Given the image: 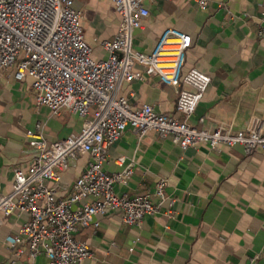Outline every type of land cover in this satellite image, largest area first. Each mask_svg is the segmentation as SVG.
Masks as SVG:
<instances>
[{
    "label": "crops",
    "instance_id": "crops-1",
    "mask_svg": "<svg viewBox=\"0 0 264 264\" xmlns=\"http://www.w3.org/2000/svg\"><path fill=\"white\" fill-rule=\"evenodd\" d=\"M145 4L150 14L134 32L133 48L151 53L166 29L181 30L193 41L183 76L197 69L211 78L188 119L191 126L239 131L252 119L264 122V37L259 36L264 0H210L206 10L195 0ZM75 8L93 55L107 58L100 44L115 38L121 21L111 0H76ZM183 88L150 76L124 83L119 94L133 109L151 105L158 113L185 121L177 110ZM83 122L68 109L55 114L39 105L31 77L19 81L15 68L0 71V192H11L15 169L33 165L36 151L30 134L38 124L43 138L54 143L80 133ZM90 161L89 155H81L62 173L59 198L70 194ZM130 163L134 173L126 185L115 187L116 193L149 194L160 178H166L174 217L164 214L167 205L161 214L146 217L141 227L125 224L117 212L96 217L98 227H83L75 236L93 253L82 264H250L253 259L264 264V149L248 154L241 146L182 150L155 131L139 137L129 128L109 148L104 169L118 173ZM28 220L27 214L0 216V264L32 263L27 254L16 255L9 243ZM47 262L45 256L36 260Z\"/></svg>",
    "mask_w": 264,
    "mask_h": 264
},
{
    "label": "built area",
    "instance_id": "built-area-1",
    "mask_svg": "<svg viewBox=\"0 0 264 264\" xmlns=\"http://www.w3.org/2000/svg\"><path fill=\"white\" fill-rule=\"evenodd\" d=\"M146 1L111 0L121 21L115 38L100 44L107 58L98 59L86 40L76 0H0V71L15 68L19 81L31 77L39 105L55 114L68 109L84 121L80 133L54 143L43 138L38 124L30 134V145L36 151L33 165L15 169L11 192H0V216H29L9 243L16 255L27 254L31 264L40 256L48 259L45 264H82L92 258L89 245L75 236L83 227H98L95 218L101 215L117 212L125 224L141 227L146 217L161 214L167 205L164 214L174 217L166 178H160L149 194L116 193L115 187L126 185L132 177L134 163L113 174L107 173L104 165L109 148L129 128L139 137L155 131L182 150L241 146L248 154L264 149V122L260 119H252L239 131H210L188 123L211 78L197 69L183 76L186 53L193 41L181 30L166 29L151 53L133 48L134 32L150 14ZM195 1L202 10L210 4V0ZM259 36L264 37V28ZM150 76H158L166 85L185 87L177 104L185 121L158 113L151 105L133 109L129 99L119 94L124 83ZM81 155H89L91 161L70 194L59 198L62 173ZM118 161L124 165L123 158ZM49 181L54 185L49 186Z\"/></svg>",
    "mask_w": 264,
    "mask_h": 264
}]
</instances>
